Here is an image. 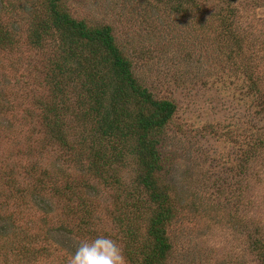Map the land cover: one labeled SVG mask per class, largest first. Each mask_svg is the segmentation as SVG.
<instances>
[{
	"label": "rangeland",
	"instance_id": "obj_1",
	"mask_svg": "<svg viewBox=\"0 0 264 264\" xmlns=\"http://www.w3.org/2000/svg\"><path fill=\"white\" fill-rule=\"evenodd\" d=\"M38 1L0 0V19L18 33L17 44L0 46V264H68L81 241L95 238L81 235L88 228L122 250L112 212L140 214L141 233L151 214L125 206L124 193L136 187L129 158L109 170L118 181L89 180L96 188L81 190L97 202L91 224L76 233L81 212L67 188L91 176L70 155L78 149L65 148L48 130L56 46L30 42L28 7ZM180 1L62 0L72 16L110 25L139 81L176 104L159 144L176 213L167 264H264V0H232L239 34L220 32L216 14L228 0ZM69 126L66 133L74 131ZM29 240L43 249L36 257L18 250Z\"/></svg>",
	"mask_w": 264,
	"mask_h": 264
},
{
	"label": "trees",
	"instance_id": "obj_2",
	"mask_svg": "<svg viewBox=\"0 0 264 264\" xmlns=\"http://www.w3.org/2000/svg\"><path fill=\"white\" fill-rule=\"evenodd\" d=\"M192 2L198 6V0ZM20 4L19 7L24 6ZM31 4L28 7V15H33L29 20L30 42L38 48L48 45L52 49L51 42L56 46L51 50V68L47 78L54 96L49 116L45 117L48 130L65 148L71 151L78 149L75 151L78 155H70L78 171L91 176L67 188L70 197H74L71 201L77 202L81 212L76 233L80 234L82 228L91 224L97 202L81 190L85 186L90 192L96 188L89 180L101 181L105 186L118 181L109 174V170L117 163L125 165L130 158L132 161L129 162L137 170L136 187L124 193L129 196H124L125 206L137 208L140 205L147 212L150 208L151 214L147 217L143 233L136 224L140 214L118 209L114 215L112 212L111 220L118 229V235L125 238L122 250L130 264H167L173 249L168 229L176 213L169 189L162 181L159 144L164 127L176 111V104L168 99L155 98L139 81L131 69L130 59L117 44L110 25H93L72 16L62 0H39L37 6L34 2ZM232 4V0H228L216 14L221 34H239L235 32L239 11ZM16 34L0 19L1 47L17 44ZM67 123L71 126L69 129L76 133L65 132ZM72 133L76 136L72 137ZM259 143L263 145L264 139ZM140 191L146 194L147 210ZM69 213L76 215L77 210ZM2 229L0 227V233L4 231ZM86 234L97 236L95 231L89 232V228L81 235ZM261 242L260 237L256 238L254 248ZM18 250L24 257H36L43 251L42 248L36 250L30 240L22 243Z\"/></svg>",
	"mask_w": 264,
	"mask_h": 264
},
{
	"label": "clouds",
	"instance_id": "obj_3",
	"mask_svg": "<svg viewBox=\"0 0 264 264\" xmlns=\"http://www.w3.org/2000/svg\"><path fill=\"white\" fill-rule=\"evenodd\" d=\"M68 264H126L117 242L106 235L80 242Z\"/></svg>",
	"mask_w": 264,
	"mask_h": 264
}]
</instances>
